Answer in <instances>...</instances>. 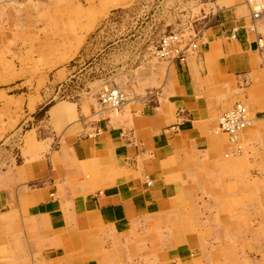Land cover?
<instances>
[{
    "label": "crops",
    "instance_id": "crops-1",
    "mask_svg": "<svg viewBox=\"0 0 264 264\" xmlns=\"http://www.w3.org/2000/svg\"><path fill=\"white\" fill-rule=\"evenodd\" d=\"M6 1L17 8L7 16L20 38L28 12L59 0ZM214 4L202 44L174 62L167 98L136 100L110 112L114 119L98 111L89 132L68 119L76 103L49 107V130L31 135L25 161L0 173V264H212L213 247L244 244L241 210L219 201L239 164L223 158L231 141L213 130L241 102L254 126L240 139L264 134V17L252 32L247 2ZM9 91L0 87V103ZM189 200H200L198 210Z\"/></svg>",
    "mask_w": 264,
    "mask_h": 264
},
{
    "label": "rangeland",
    "instance_id": "rangeland-1",
    "mask_svg": "<svg viewBox=\"0 0 264 264\" xmlns=\"http://www.w3.org/2000/svg\"><path fill=\"white\" fill-rule=\"evenodd\" d=\"M215 1L59 0L51 11L28 12L19 38L10 24L12 13L7 16L17 8L0 0L5 11L0 15V87L13 94L0 103V173L25 161L29 137L40 139L49 130L46 111L55 103H76V116L69 113L68 119L82 122L81 130L89 132L100 120L97 105L105 88L123 90V106L167 98L175 65L156 58L152 46L165 34L179 32L194 51L198 49L215 20ZM12 72L15 80L9 83ZM108 116L112 118L106 111L102 119ZM240 142V155H233L232 148L223 153L239 167L237 173H226L219 201L241 210L238 227L244 244L213 247L212 264H262L264 258V134ZM199 201L189 200L185 207L198 210Z\"/></svg>",
    "mask_w": 264,
    "mask_h": 264
},
{
    "label": "built area",
    "instance_id": "built-area-1",
    "mask_svg": "<svg viewBox=\"0 0 264 264\" xmlns=\"http://www.w3.org/2000/svg\"><path fill=\"white\" fill-rule=\"evenodd\" d=\"M251 9L252 23L249 30L256 32L257 22L264 14V0H246ZM232 38L238 37V33L234 30L231 34ZM257 41L261 48H264V37L260 36ZM153 54L156 58L169 62H187L189 53L194 51L190 42L186 41L183 33L170 32L161 37V39L152 46ZM192 49V50H191ZM127 99L125 92L119 88H105L100 94L97 112L109 111L113 114L122 113V108ZM253 120V113L244 103H237L232 108L224 111L217 122L213 132L215 134H227L231 141L232 153L238 155L241 153L242 145L239 135L242 130L246 129ZM151 184V181L148 182Z\"/></svg>",
    "mask_w": 264,
    "mask_h": 264
},
{
    "label": "bare ground",
    "instance_id": "bare-ground-1",
    "mask_svg": "<svg viewBox=\"0 0 264 264\" xmlns=\"http://www.w3.org/2000/svg\"><path fill=\"white\" fill-rule=\"evenodd\" d=\"M35 1H37V2H38V1L41 2V1H45V0H35ZM252 124H253V120L251 121V123H250L249 126H251ZM249 126H247V127H249ZM244 130H245V129H244ZM244 130H242V131H244ZM242 131H241V132H242Z\"/></svg>",
    "mask_w": 264,
    "mask_h": 264
}]
</instances>
